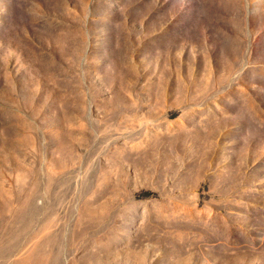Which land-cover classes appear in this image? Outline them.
Instances as JSON below:
<instances>
[{
    "label": "rangeland",
    "instance_id": "obj_1",
    "mask_svg": "<svg viewBox=\"0 0 264 264\" xmlns=\"http://www.w3.org/2000/svg\"><path fill=\"white\" fill-rule=\"evenodd\" d=\"M0 264H264V0H0Z\"/></svg>",
    "mask_w": 264,
    "mask_h": 264
}]
</instances>
